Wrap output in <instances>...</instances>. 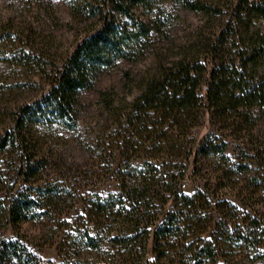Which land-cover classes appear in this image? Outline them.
<instances>
[{"label":"trees","instance_id":"trees-1","mask_svg":"<svg viewBox=\"0 0 264 264\" xmlns=\"http://www.w3.org/2000/svg\"><path fill=\"white\" fill-rule=\"evenodd\" d=\"M164 1L72 3V14L96 18L97 25L80 36L49 78L48 90L19 108L16 129L0 139V153L11 148L18 162L15 182L20 187L11 193L8 221L39 216L36 212L60 195L53 186L44 192L31 190L41 180L39 138L32 128L59 126L75 131L79 94L90 86V79L120 59L136 60L148 49L157 26L136 16L134 9L152 11ZM183 2L186 9L210 17L207 35L177 47L170 59L160 58L131 101L118 99L113 91L99 93L114 129L108 125L95 148L108 158L109 169L119 160L114 170L118 190L88 201L92 225L76 238L90 256L69 263L60 247V264H135L129 259L133 255L138 256L136 264L223 260L213 239H202L213 221L205 195L184 194L182 181L191 156H219L227 148L223 135L196 139L194 131L203 113L222 132L232 128L229 117L237 115L248 122V111L257 107L264 115V33L258 26L264 20V0ZM259 183L263 212L253 225L261 233L258 242L264 243V169ZM258 258L264 262V253ZM0 264L39 262L17 241L2 240Z\"/></svg>","mask_w":264,"mask_h":264},{"label":"rangeland","instance_id":"rangeland-1","mask_svg":"<svg viewBox=\"0 0 264 264\" xmlns=\"http://www.w3.org/2000/svg\"><path fill=\"white\" fill-rule=\"evenodd\" d=\"M78 1L83 3L0 0V139L16 129L19 108L48 90L49 78L80 36L97 25L96 18L81 19L72 14L71 5ZM183 1L166 0L152 11L134 9L136 16L153 20L157 26L148 49L136 60L120 59L114 67L90 79V86L79 94L75 131L59 126L32 128L39 138L41 180L31 190L44 192L53 186L60 193L36 212L39 216L18 223L8 221L11 193L20 187L15 182L18 162L15 150L7 148L0 153V241H17L39 264H60V247L66 251L69 263L81 255L90 256L76 238L85 226L92 225L94 217L88 215V201L95 195L104 197L118 190L114 170L119 160L109 169L108 158L98 155L95 148L104 129L108 125L114 129L99 93L113 91L118 99L131 101L160 58L170 59L177 47L201 41L207 35L210 17L186 9ZM258 26L264 33V20ZM248 118V122H242L237 115L229 117L227 122L232 128L222 132L203 113L194 131L196 139L205 134L223 135L226 151L219 156H191L185 163L182 192L190 196L203 194L209 203L213 221L202 239L212 238L221 249L223 260L217 264H264L258 258L264 253V243L258 242L262 241L261 233L253 225L263 212L259 177L264 169V115L257 107L248 111ZM137 257L129 259L136 264ZM95 259L94 255L91 260Z\"/></svg>","mask_w":264,"mask_h":264}]
</instances>
